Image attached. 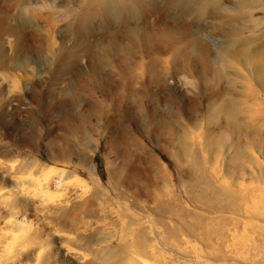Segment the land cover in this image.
Wrapping results in <instances>:
<instances>
[{
	"label": "rangeland",
	"instance_id": "374dc122",
	"mask_svg": "<svg viewBox=\"0 0 264 264\" xmlns=\"http://www.w3.org/2000/svg\"><path fill=\"white\" fill-rule=\"evenodd\" d=\"M103 1H107L110 20L115 24L108 21ZM126 1L129 0H21L12 5L0 0V12L8 11L11 14L5 22L0 21V169L5 162H13L16 168L27 169L29 161L34 159L65 168L80 177L82 184L76 186L75 183H67V188L63 186V195L60 196L59 191L53 196L63 207L76 204V208L71 205L68 209L72 215L77 214L78 225H83L79 228V237L82 241L90 238L89 242L95 249L98 248L101 257L108 254L106 251L120 247L125 240L131 241L136 228L150 225L143 210L149 209L153 204L152 198H159L160 194L174 204L191 209L194 206L188 203L189 185L209 187L214 192L218 190L216 193L219 194L227 186L236 192L234 198L238 200L246 194L249 197L250 192H257V200L254 198L249 208L251 213L244 206L245 212H242V208L234 210L228 200L220 202L217 208L223 209L224 217H219L225 234V237L217 240L221 251L194 241L193 245L190 244L194 247L191 253H195V257L192 254L174 256L169 252L163 253L161 247L159 252L162 251L163 255L159 256V260L162 264L167 261L175 263L173 260L177 258L181 261L178 264H264V74L261 70L257 72L259 67L246 60V55L257 60L264 54V0H250V6L244 7H238L239 0H228L222 5L214 3L216 7L212 12L219 11L223 6L227 15L237 17L239 34L236 48L239 54H243L242 59H231L224 53L225 56L220 54L227 62L212 64L213 70H219L220 74L213 72L207 76L217 83L223 92V99L232 103L230 106L226 103L222 115L217 114L214 108L212 111L207 108L210 94L202 84L204 77L176 71L167 60L169 52L155 51L154 56L163 58L153 75L146 66L135 67L137 69L133 74L139 78V82L135 81L129 88H119L120 70L111 65L116 55L110 42L115 38L119 46L125 45L126 40L121 37L123 22H119V16H123ZM141 1L144 14H136L128 29L143 26L148 28L149 34H153L169 28L173 14L164 13L163 8L157 10L152 0ZM158 1L159 4L165 3V0ZM192 5L199 6L198 3ZM210 5H213L212 0ZM34 11L53 16L47 21L38 19L34 17ZM200 11L205 16L199 22L203 21L210 27L220 23L208 9L200 7ZM83 13L89 16L82 17ZM247 19L252 21L249 23ZM49 21L56 24L51 27ZM22 22L27 26V34L19 37L8 34L9 27L23 26ZM47 29L54 30L57 45L51 48L43 46L42 49L38 43L42 40L45 44L48 42ZM208 34L206 40L218 51L223 50V45L235 37L219 32ZM73 43L76 45L73 46ZM60 44L65 48H60ZM106 44L110 47L107 48ZM127 49L132 50L127 51V60L133 63L141 60V49ZM133 55L139 59L137 57L135 59L138 60L133 61ZM143 60L148 62V57H143ZM257 61L264 65L263 59ZM95 62L99 63L100 73L93 71ZM255 65L259 66L257 63ZM109 73H113L110 79L107 78ZM154 74L160 79L153 77ZM142 83L149 85L158 105L153 116L161 122L156 121L152 126L146 115L152 105L141 93ZM187 100H190L189 106L193 109L189 110V114L195 118L193 120L188 119L183 105ZM126 106L129 107L126 109ZM95 110L101 112H97L100 117L94 115ZM210 112L216 113L215 117H211ZM82 113H86V120H81L84 133L79 130V122L75 123L76 116ZM108 116L114 118L110 123ZM168 135L174 136V141ZM64 141L69 143L71 151L64 158H59L54 144L61 145ZM5 176L14 182L27 175L14 173ZM56 181L55 176L48 180L51 191L60 189ZM240 189L245 194L238 192ZM45 199L47 197L43 198L42 203H36L37 207L29 203L31 198L27 200L28 204L17 199L20 203H16L19 219H33L35 212L40 216L45 215ZM88 200L93 203H88ZM194 204L199 205L198 212L208 214V211L201 210L202 204ZM91 205L99 212L93 217L86 214L93 210ZM132 217L144 220L131 227ZM149 231H152L151 228ZM229 231H236L235 236ZM2 232L0 230L1 235ZM6 232L15 247L25 241L23 239L28 233ZM59 234L77 236V233L65 230ZM64 245L72 250L76 242ZM20 250H15V253ZM27 251L18 254L21 258L19 264H32L27 258L30 255ZM81 252L86 258L92 257L90 250L81 249Z\"/></svg>",
	"mask_w": 264,
	"mask_h": 264
},
{
	"label": "bare ground",
	"instance_id": "6f19581e",
	"mask_svg": "<svg viewBox=\"0 0 264 264\" xmlns=\"http://www.w3.org/2000/svg\"><path fill=\"white\" fill-rule=\"evenodd\" d=\"M5 1H7V3H10L12 5L14 3L21 2V0H5ZM212 1H213V5H210V0H197V1L196 0H192V1H190V0H165V3H163V4H159L160 2L158 0H152L151 2L154 5V7H156L157 10L160 11L163 8L164 13L173 14V18H174L172 20L173 22H170V23L168 22L169 28H166L165 31H158L157 32L156 30H153L150 28L151 30L156 31V33H153V34H149L147 32L148 28L145 29L143 26H139L138 28L137 27L136 28L135 27L130 28V29L127 28L128 24L129 23L131 24V19H133L134 17H137L136 14L138 16L140 14L141 15L144 14V11L142 10V8H144V7H143V4L141 3L142 2L141 0H139L138 3H137V0L126 1V6H125L126 8H125V11L123 13V16L122 17L119 16V19H121V20H119V22H123V25H122L123 26L122 27L123 32H121V35H122L121 37L125 38V40H126L125 45L122 44V46H119V44H118L119 41L116 42L115 38L113 40L111 39L112 42H110L112 50L115 51L114 54L116 55V59L114 61L112 60L113 58L111 59L112 60L111 65L114 68H118L120 70L119 76L121 79V83L119 85L120 86L119 88H121V90L125 89V87L129 88V87H131V85L135 81L139 82V78L137 76L135 77V75L133 74L134 69L136 70L137 68H142V67L146 66L149 73L152 74L154 71H156L155 68L158 65V62L163 57L160 59L159 57H156L157 55L154 56L155 51L156 52L158 51L161 53L169 52V58L167 60L174 65V68L176 71L185 72V73H188L189 75H200V76L204 77L202 80V84H203V86H206V89L209 91V94H210V101L207 104V108L210 109L211 111H212V108H214L215 111L217 112V114L222 115L224 108H225V105H226V103L229 104V101L223 99V97H222L223 94H221L223 92L221 91V89L218 88L217 83L216 82L214 83V81H211V78H208L207 76L213 72L220 74L219 70H217V69L213 70L212 64L220 63L219 65H221L222 62L223 63L227 62V59H225V57H224L225 55L231 59L232 58L242 59L241 55H243V54H239V52L236 48L238 46L236 41H238V34H239V28L237 26L238 22L236 19L237 17H235L233 15H227L223 6L220 7L219 11L212 12L215 9L217 3L222 5L223 2H225V1L229 2V1L228 0H220V1L212 0ZM103 2H104L103 3V10L107 14L108 21L110 22V24H112L114 22H112L110 20V17H109V11L110 10L108 9L109 6L107 4V1H103ZM193 3H198L199 6L194 7L192 5ZM253 3H255V2H253ZM235 4H237V1H235ZM237 5H238V7H241V6L244 7L246 5L250 6V0H239ZM7 6H9V5H7ZM112 7H114V5ZM200 7H204L205 9H208L212 13V16H214L220 20V23L214 27H210L208 25H205L203 21L199 22L201 19H203L202 17L205 16L200 11ZM211 7H212V9H211ZM217 7H219V6H217ZM119 8H120V6H119ZM22 9L25 10L24 7H22ZM118 10H117V12H118ZM112 12L114 13V11H112ZM50 14H51V11H50ZM33 15L35 18H38V19L44 18L46 21L50 17L53 16V15L52 16L43 15L42 13L35 12V11L33 12ZM81 16L82 17H88L89 15L83 13V14H81ZM8 17H11V14L8 11L7 12H5V11L0 12V21L1 22H5ZM186 17H189V18H186ZM251 17H250V19H251ZM189 19H191V20H189ZM250 19H247V21H249V23L252 21ZM52 21H49V24L51 25V27H53L56 24V23L54 24L53 23L54 21L53 22ZM232 21H233V23H231ZM114 24L112 26H114ZM116 25H117V23H116ZM8 29H9L8 34H13L16 37H19L21 35L23 36V35L27 34L26 33L27 32V26H25L24 23H23V26L22 25H15V26L9 27ZM53 31H51L50 29H47L48 38H46V39L48 40V42L46 44H45V42H43V40L38 43V45L41 46L42 49H43V46H45L44 48H51V47L57 45ZM159 32H163V33H159ZM208 32L210 34H214L217 32H219L221 34L227 33L231 37L233 35H235V37H232L229 40L228 44L223 45V47H225V48H223V50L218 51L219 49L215 50L213 45L211 46L209 44L210 42L206 40V36H207ZM180 33L181 34L184 33V34L181 35ZM175 34H177V35L180 34V35L177 36ZM150 35H155V36H150ZM106 37H107V35H106ZM109 38H111V37H109ZM119 38H120V36H118V39ZM79 41H80V39H79ZM76 42H77V40L75 41V43ZM234 43H235V45H234ZM72 45L74 46L76 44L73 43ZM108 45L109 44H106L107 48L110 47V45L109 46ZM87 46H89V44ZM104 46H101V47H104ZM127 47H130V48L137 47L138 50L141 49L142 51H141L139 57L141 58V60H143V57H148V62H143L144 60L143 61L138 60L139 57L137 55L136 56L133 55L134 56L133 61L138 60L135 63L127 60V51H129V52L132 51V50L130 51L129 49L126 50ZM60 48L63 49L65 47H64V45L60 44ZM151 48H155V49H151ZM217 48H219V46ZM138 50H137V52L139 53ZM213 51H215L216 53H213ZM106 53H107V51H106ZM220 54H223L224 56L221 57ZM244 56H245V54H244ZM137 57H138V59H135ZM253 58H254L253 56L251 57L250 55H246L247 61L252 63V65H254V67H257V68L259 67L257 72L261 70V72H263V74H264V65H261L260 61H257V60H262V59L264 60V54H263V57L261 59L254 60ZM128 59H130V58H128ZM97 63L96 64L93 63L92 68H93V71L95 70V72L97 71L100 73V71H99L100 66H99V63L98 64ZM254 63L255 64L257 63L259 66H256ZM135 67H137V68H135ZM90 71H92L91 68H90ZM126 73H129L130 75L126 76L125 75ZM110 74L113 75V73H109L108 75L104 74V76L107 75V78H109V77H111ZM154 75L155 76H153V77H156V79H158V80L160 79L157 74H154ZM95 78H97V76ZM125 79H127V80H125ZM220 86H221V84H220ZM136 92L138 93V91H136ZM141 93L144 94V97H146L147 100H149V102L152 105L151 106L152 108H150L149 111H147V113H146V115L149 116V124H151V126H152V125L156 124V121L161 122V121H159L160 119L156 120L155 117L153 116L154 113L156 114V112H157L156 110H158V107H157L158 105L156 103V100L154 99V96H155L154 92L150 91L149 85H145L142 83L141 84ZM121 94L122 93H120L119 95H121ZM226 99H227V97H226ZM109 101H111V100H109ZM189 101L190 100L184 101L183 105H184V108L186 109L185 110L186 113L189 115L188 119L193 120V119H195L193 117V114H189L190 113L189 110L192 109L191 106H189L190 105ZM102 102H104V101H102ZM230 102H232V101L230 100ZM97 103L95 102V104H97ZM216 103H218L217 106H216ZM231 104H229V106ZM99 105L101 107L102 104H99ZM95 106H97V105H95ZM128 107L126 106V109ZM226 107H228V106H226ZM194 108H196V107H194ZM97 112L95 110L94 115L96 117L97 116L100 117L101 112L99 111V113H100L99 115ZM234 112H235V110H234ZM228 113H230V112H228ZM210 114L212 115L211 117H215L216 113L214 114V113L210 112ZM85 116H86V113H82V114L76 116V118H75L76 119L75 123L79 122V125H78L79 130L82 131L83 133H84V131L81 129L82 128L81 120L82 119L86 120ZM113 119H114L113 117L108 116V122L109 123ZM162 122H164V121L162 120ZM86 123H88V122H86ZM172 130H174V127ZM170 131H171V128H170ZM162 134H164V132H162ZM171 135H173V133H171ZM171 135H168V137H171ZM173 137L174 136L171 137V141L173 140L172 139ZM167 140H168V138H167ZM54 145H55V150H58L57 153H58L59 158H64L65 155L71 151L69 149L70 145L68 142L64 141L61 143V145H58V144H54ZM118 156H120V154ZM13 169H15V170H13ZM14 173L22 174V176H23V174H26L27 176H25L26 178H20V179L17 178V180H14V182L8 180L5 176L7 174L9 176H11ZM51 176L56 177L57 186H60L61 190L59 189L58 191L57 190L51 191L49 189V185L47 182L51 178ZM67 183H72V184L75 183L77 186V185L82 184V180L76 174H74L73 172H69L65 168H58L57 166H54L52 164L51 165L46 164L45 162H37V161H34V159L29 161L27 169L16 168L15 165L13 164V162H12V164H9L7 162L3 163V165L1 166V169H0V230H1V232L3 231L2 232L3 235L0 234V264H11V263L12 264H14V263L19 264L21 258H19L18 254L21 255L20 251H23L26 249L30 253V255L28 254L27 258L30 259V261H32L31 262L32 264H162L159 260V256H162L163 253L169 252L174 256L175 255H184V256L188 255L189 256L190 254H192L191 251H193V249H194V247L192 246L193 245L192 242H194V241H200L201 243L205 244L206 246L214 248L215 251H217V250L221 251V245L218 244L217 240L225 237L224 236L225 234H224V230L221 227V222H222L221 218L219 217V216H223L222 212H221V211H223V209L217 208L218 206L221 205L220 202L224 201V199L228 200L229 202H231L230 204L234 208V210H235V208H237L238 210H240V208H242L243 209L242 212L243 211L245 212V209H244V207H245V208H247L246 211L248 213H251V210L249 209L250 205H252L254 198H255V200H257V196H256L257 192L256 193L250 192L251 190L249 191L251 194L249 197L246 194V195H243L242 197H240V199L238 200L237 198L236 199L234 198L236 196L235 195L236 192H234L233 189H230L227 186H226L227 188L225 187L224 191L222 189V191L219 194V193H216V192H218V190L215 188L214 189L217 190L216 192H214L213 190H210L209 187L198 188L195 185H189V187L187 189V192H188L187 198L189 201L188 203H190L191 205L194 206V208L190 209V207H187V206H183V205L181 206V205H178L176 203L174 204V203L168 201L167 199H165V197L160 194L159 198L158 197L152 198L153 204H151L152 206H150L149 209L143 210V209L136 206L137 208L143 210L146 213V217H148L150 225L148 227L142 226V227L136 228V231L133 233L131 241L125 240V242L122 245H120V247L118 246V248L116 247V249H113V250L110 249L111 251H106L108 254L101 257L98 253V248L95 249V247L92 246V243L89 242L90 238L85 239L86 241H82L80 239L81 237H79V236H81V235H79L78 232L80 231L79 230V228H81L80 226H83V225H81V224L78 225L79 221L76 219L77 214L72 215L69 212L70 209H68V207L71 206L72 204L69 205L68 207L67 206L63 207V205L59 201H56V199H54L53 195H55V193H58L59 191H61L59 195L60 196L63 195V191H64L63 186H65V184L67 185ZM41 184L42 185L45 184V185L43 187H41L42 186ZM38 188H41V190ZM32 189H36V190H32ZM238 192H240V193L242 192L245 194V192L242 191L241 189ZM45 197H47V200L45 199L46 200L45 201V203H46L45 209H47V213L45 215L40 216L37 212H35L33 219H30V220H25V219L20 220L19 219V217L17 216L18 211L16 210V208H17L16 203H19L20 199H22L23 201H21V200L20 201L23 202V204H25V202L27 203L28 202L27 200H29L31 198L32 200L31 201L29 200V203L32 205L33 204L35 205L36 203L37 204L42 203L43 198H45ZM17 199H19L18 202H17ZM128 200H129V197H128ZM79 202H82V200ZM87 202L90 204L93 203L90 200H88ZM194 203L202 204L203 206L201 207V210L204 209V210L208 211V214L206 213V215H204L205 213L202 214V213H200V211L198 212L197 208H200V207H198L199 205L194 204ZM85 205H87V204H85ZM35 206L37 207V205H35ZM74 206L72 205V207H74ZM77 207L79 208L80 206L77 205ZM90 207L92 208V205ZM13 208H15V209H13ZM74 208H76V207H74ZM94 209L90 210L89 213L86 212V214H88L89 217L90 216H92V217L96 216L99 212L96 211V209L94 211ZM136 211H138V210H136ZM219 212L221 214L217 215V213H219ZM41 214H42V212H41ZM75 215H76V217H75ZM250 216H251V214H250ZM21 217H22V215H21ZM142 219H134L132 217V221H130L129 225H131V227H132L133 225L137 224V222H139ZM237 223H239V222H237ZM237 223H236V226H237ZM152 225H153V227H152ZM150 228L152 231H149ZM64 230L69 232V233H73V232L75 234L77 233V236L70 237V234H69V236L67 237L68 234L66 232H65L67 234L66 237L63 235H60L59 233L63 232ZM6 231H10V232L11 231H23L22 233H24V232H28V233H27V236H25V238L23 239L25 241H22L20 243V246L15 247L10 243V241H9L10 237ZM150 232H152L153 234L151 235ZM235 232L234 233L232 232L234 234L233 237L235 236ZM25 234L26 233H24V235ZM62 234H64V233H62ZM226 234H227V232H226ZM55 236H58V237L55 238ZM155 239H157V241ZM122 241H123V239H122ZM68 242H76L75 249L71 250L69 248H66L64 244H66V243L68 244ZM14 244H17V243H14ZM161 247H163V248H161ZM21 248H23V249H21ZM160 248L162 249L163 253H162V251L159 252ZM18 249L19 250L21 249V250L18 253L17 252L15 253V250H18ZM81 249H87L88 251L90 250L91 251L90 253H92V257L91 258L84 257L82 252H81ZM209 250H210V248H209ZM211 251L213 252V250H211ZM204 252H205V250H204ZM201 254H202V252H201ZM215 254H216V252H215ZM192 255L194 256L196 254L194 253ZM29 256H30V258H29ZM170 257H172V256H170ZM177 259H174L173 261L175 263L177 262V264H178V262H181V261L179 259L178 260ZM164 260H166V259H164ZM175 263H173V262L171 263V262L167 261L165 264H175Z\"/></svg>",
	"mask_w": 264,
	"mask_h": 264
}]
</instances>
